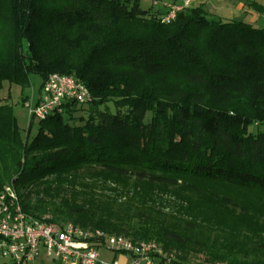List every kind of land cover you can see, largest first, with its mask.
<instances>
[{
	"label": "trees",
	"instance_id": "trees-1",
	"mask_svg": "<svg viewBox=\"0 0 264 264\" xmlns=\"http://www.w3.org/2000/svg\"><path fill=\"white\" fill-rule=\"evenodd\" d=\"M141 4L0 0V89L58 74L94 98L31 140L0 102V192L172 264H264V30Z\"/></svg>",
	"mask_w": 264,
	"mask_h": 264
},
{
	"label": "built area",
	"instance_id": "built-area-1",
	"mask_svg": "<svg viewBox=\"0 0 264 264\" xmlns=\"http://www.w3.org/2000/svg\"><path fill=\"white\" fill-rule=\"evenodd\" d=\"M178 1L174 6H165L169 13L164 22L173 20L192 3V0ZM93 99L90 90L76 78L53 74L42 85L37 103L27 102L25 107L31 118L43 120L61 113L69 102L84 106ZM101 249L126 256L130 264H172L171 258L155 242H135L73 223L49 224L24 211L13 187L7 186L0 192V256L10 259L12 264H29L38 260L41 253L60 264H119L116 260L112 263L102 261Z\"/></svg>",
	"mask_w": 264,
	"mask_h": 264
},
{
	"label": "rangeland",
	"instance_id": "rangeland-1",
	"mask_svg": "<svg viewBox=\"0 0 264 264\" xmlns=\"http://www.w3.org/2000/svg\"><path fill=\"white\" fill-rule=\"evenodd\" d=\"M141 3L143 9H148L153 6V8L164 10L166 5L174 6L178 4V0H141ZM252 3H256L260 9L253 6ZM190 7H203L209 18L219 19L224 22L233 20L245 22L257 29L264 30V0H192ZM29 79L30 85L26 89H22L17 85L11 86L8 83H4L3 88L0 89V102L12 107L23 138L26 139L29 136L31 140L38 132L39 120L35 119L31 126L32 118L25 104L27 102H31L32 105L37 103L43 85V79L38 74H31ZM113 111H115L114 108ZM81 114L86 116L87 112L84 111ZM257 129L256 126L251 128L252 132H256ZM260 129L263 130L264 126L260 127ZM100 255L101 260L107 263H112L116 260L119 264H130V262H125L121 259L123 255H115L104 249L100 250ZM0 264H12V261L0 256ZM29 264L60 263L48 259L44 253H41L38 260Z\"/></svg>",
	"mask_w": 264,
	"mask_h": 264
},
{
	"label": "crops",
	"instance_id": "crops-1",
	"mask_svg": "<svg viewBox=\"0 0 264 264\" xmlns=\"http://www.w3.org/2000/svg\"><path fill=\"white\" fill-rule=\"evenodd\" d=\"M116 255V254H115ZM122 256V255H121ZM121 259H123V261H127V262H130V260L126 257V256H122V258Z\"/></svg>",
	"mask_w": 264,
	"mask_h": 264
}]
</instances>
